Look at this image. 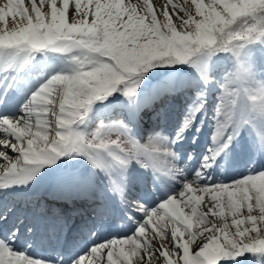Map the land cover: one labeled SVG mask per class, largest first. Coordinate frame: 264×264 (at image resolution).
Masks as SVG:
<instances>
[{
	"label": "snow or ice",
	"instance_id": "6c2138e0",
	"mask_svg": "<svg viewBox=\"0 0 264 264\" xmlns=\"http://www.w3.org/2000/svg\"><path fill=\"white\" fill-rule=\"evenodd\" d=\"M171 9L158 12L150 0L0 3V264H264V166L227 182L209 172L246 129L264 155V79L250 59L253 47L264 49V0H185ZM225 57L230 67L218 76ZM177 66L191 72L192 102L171 131L167 106L155 110L161 126L142 142L137 116L151 105L140 100L141 83ZM213 86L212 143L186 173L180 145L200 131ZM182 87L163 88L153 102ZM119 97L129 115L90 126L93 106ZM80 158L92 171L72 172L49 193L92 205L94 219L76 236L68 232L80 209L5 202ZM134 165L151 173L144 196L131 192ZM43 248L51 251L38 254Z\"/></svg>",
	"mask_w": 264,
	"mask_h": 264
},
{
	"label": "bare ground",
	"instance_id": "6f19581e",
	"mask_svg": "<svg viewBox=\"0 0 264 264\" xmlns=\"http://www.w3.org/2000/svg\"><path fill=\"white\" fill-rule=\"evenodd\" d=\"M4 0H0V3H3ZM28 0H25V3L27 4ZM150 2L154 5L155 9L159 12L161 9H163L165 6H168L169 11L171 10V3H175L177 5H184L185 0H171V3H169V0H150ZM8 28H11L13 26L12 20L9 18L7 21ZM250 59L253 65V69L256 73V78L264 79V49H261L260 47H253L250 53ZM222 67L225 68V64L223 61H219L215 65V70L217 75L219 76L220 73L224 70H220ZM221 71L220 73L217 71ZM170 73V72H169ZM172 73V72H171ZM192 75L191 73H186L184 75H179V73H173V74H167L164 78H162L157 86H151L148 90L143 91L140 96V100L144 104H150V107H143L142 110L138 112L137 116V123L138 127L134 129L135 133L137 134L138 138L141 139V141H145L148 137L149 132L155 127L157 130L161 126L160 121L155 117V110H159L162 106H167V121L165 123V127L171 131V129L178 124L179 116L184 115V110L187 108L184 106V104L191 99V95H189V89L192 88L191 82H192ZM182 87V90L179 92H174L172 94L164 93L159 100H156L153 102L152 96H156V94H160L161 90L163 88H180ZM156 89V94H154V91ZM219 89L215 86L211 87L208 92V96L206 97L207 103L205 105V111L209 112L210 107H214L216 103H218V96L214 95L218 93ZM152 98V99H151ZM22 102V101H21ZM123 106L127 104V102H123ZM216 107V106H215ZM127 108V107H126ZM128 109V108H127ZM129 111V109H128ZM92 112V111H91ZM207 112V113H208ZM126 113V112H125ZM129 115V112H127ZM201 114H198L197 117V124L200 122ZM214 114V111H213ZM127 115V116H128ZM204 123L200 125V131L197 133L195 132V128L191 130V133L197 135V139L199 138V141H196V143L189 142L188 138L190 133H186V139L183 141L180 145V151H181V158H183V155L185 153L192 154L193 159L188 160L187 158L184 159L183 167L186 169V173H190L191 171H194L196 167H199V156H203L208 148L211 145V137L207 136L209 134L212 135L213 132V120L212 118H209L206 116L205 119H203ZM256 136L254 132L251 129H246L241 132L240 137L237 138V141L234 142L231 151L228 153L227 156L221 155L217 158L216 163L213 165L211 169H209V172L211 174L213 169H218L217 173H214L212 175V178L214 181H223L227 182L239 175L245 174L249 167H261L264 166V162L262 158H264V155L258 154L255 149ZM206 142V145H205ZM81 162L79 166L76 169H65L58 172H49L46 176L42 174L43 179H39V182H34L33 186L28 191L18 190V191H12L7 195L6 203L9 204L10 200L12 199H19V191L20 193L24 192L27 193L28 196H31V193L34 191H38L41 189V187L45 186L47 189V192H51L53 190H57L60 187L59 181L61 178L66 177L70 175L72 172H75L79 175L86 176L88 173H90L92 170L90 166L87 164L86 161L83 160V158H80ZM75 164V161L72 162ZM143 169H140L133 166L132 169H130L129 172V184L131 188L132 195H139L144 196L145 193L143 191L145 187L144 182V176ZM146 174V173H145ZM143 179V180H142ZM49 187H56L54 189L49 190ZM173 187H176V185H173ZM143 192V193H142ZM48 193V194H49ZM99 189L94 191V195H98ZM46 195H42L37 199L36 203H45L54 205L56 207V204H66L65 200L62 199H53L51 196L49 200L47 201ZM9 199V201H7ZM30 200V199H29ZM28 201V200H26ZM78 206H75V208L80 209V212L82 213L85 204H87V207H91L92 205L89 204L87 200L82 199H75L73 200ZM97 203L99 201H96ZM69 209H71L69 207ZM18 214V213H17ZM13 215V221H15L16 215ZM80 215H76L75 219L71 221V231L70 233L66 229L65 231L68 232L69 238L70 236H76V229L81 225V222H78V217ZM121 226V225H118ZM155 244L156 242L153 241ZM158 246V245H157ZM38 254H47L51 251L50 248H43V249H37L36 250Z\"/></svg>",
	"mask_w": 264,
	"mask_h": 264
},
{
	"label": "rangeland",
	"instance_id": "374dc122",
	"mask_svg": "<svg viewBox=\"0 0 264 264\" xmlns=\"http://www.w3.org/2000/svg\"><path fill=\"white\" fill-rule=\"evenodd\" d=\"M220 61L227 62V63H225V65H226L225 68L222 67L220 69V70H222L224 68L222 73H220L221 71L217 70L220 73L219 75H222L224 73V71H226L230 67V63L231 62L226 57L224 59L220 60ZM50 64H51V66L53 68L56 67V62H50ZM161 68L162 67L155 68V69H153V70L148 72V74L145 76L143 82L141 83L142 91L148 90L151 86H157L158 85V82L160 80L156 81L157 83H155V82L149 83L150 79H148V78L150 76H157V74L159 72V69H161ZM185 70L186 69L184 68L183 71H185ZM173 73H179V75L181 76V75H184L186 73H191V72H190V70H187L185 72L175 70L172 73L170 72L168 74H173ZM33 79H35V77ZM147 79H148V81H147ZM214 95L219 96V91H218V93H216ZM123 102H125V99L123 97H119L118 99L112 100L111 103H108L107 101L102 102V103L101 102L96 103L93 106V108H92V112L90 113V117L92 118L90 126H91V124H95L98 120H104L105 122L111 121L112 119H115L117 115H119L121 118H125L128 115L127 112H129V111H128V109L125 106H123V104H124ZM216 104H215V106H216ZM215 106L214 107H210V110L212 112L209 113V117H213L212 115H214L213 111L215 110ZM205 112L206 111H204L203 114H201V118L200 119H205L206 118ZM192 135H193V133L190 134V136H192ZM208 136L211 137V134H209ZM196 137H197V135H196ZM189 138L191 139V137H189Z\"/></svg>",
	"mask_w": 264,
	"mask_h": 264
},
{
	"label": "trees",
	"instance_id": "16d2710c",
	"mask_svg": "<svg viewBox=\"0 0 264 264\" xmlns=\"http://www.w3.org/2000/svg\"><path fill=\"white\" fill-rule=\"evenodd\" d=\"M169 70L168 68H164L162 67L161 69H159L158 74L164 73L165 71Z\"/></svg>",
	"mask_w": 264,
	"mask_h": 264
}]
</instances>
